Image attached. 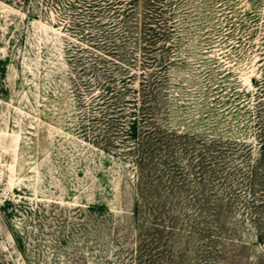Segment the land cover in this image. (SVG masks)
Listing matches in <instances>:
<instances>
[{"label":"rangeland","instance_id":"1","mask_svg":"<svg viewBox=\"0 0 264 264\" xmlns=\"http://www.w3.org/2000/svg\"><path fill=\"white\" fill-rule=\"evenodd\" d=\"M264 0H0V264H264Z\"/></svg>","mask_w":264,"mask_h":264},{"label":"trees","instance_id":"2","mask_svg":"<svg viewBox=\"0 0 264 264\" xmlns=\"http://www.w3.org/2000/svg\"><path fill=\"white\" fill-rule=\"evenodd\" d=\"M262 146H264V144Z\"/></svg>","mask_w":264,"mask_h":264}]
</instances>
